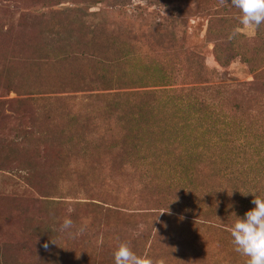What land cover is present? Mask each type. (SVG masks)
I'll use <instances>...</instances> for the list:
<instances>
[{
  "label": "trees",
  "instance_id": "obj_1",
  "mask_svg": "<svg viewBox=\"0 0 264 264\" xmlns=\"http://www.w3.org/2000/svg\"><path fill=\"white\" fill-rule=\"evenodd\" d=\"M130 1L32 3L44 13L23 16L17 29L31 65L85 70L70 71L56 88L28 77V93H64L37 100L63 104L66 113L58 112L56 126L29 127L10 152L15 146L23 152L33 147L43 157L59 152L40 175L48 183L41 185L39 201L56 206L66 197H88L115 208L119 194H101L107 181L128 188L153 183L161 195L164 190L172 214L199 207L197 214L230 233L237 217L254 207V196L264 199V78L216 83L199 54L181 49L172 26L179 19L206 17L204 34L217 63L226 67L238 59L254 71L264 67V23L247 38L236 30L239 10L228 0H152L168 12L170 25L158 24L145 37L124 33L121 40L119 32H110L105 39L108 30L90 22L98 13L89 9L122 8ZM25 163L13 169L30 176L31 162Z\"/></svg>",
  "mask_w": 264,
  "mask_h": 264
},
{
  "label": "rangeland",
  "instance_id": "obj_2",
  "mask_svg": "<svg viewBox=\"0 0 264 264\" xmlns=\"http://www.w3.org/2000/svg\"><path fill=\"white\" fill-rule=\"evenodd\" d=\"M34 1L0 0V264H114L113 252L120 243H127L138 256L149 258L153 264H245L247 257L234 251L230 233L218 229L212 218L197 214L199 207H192V213L182 210L172 214L166 208L164 190L161 195L162 188L153 183L128 188L125 184L114 187L107 181L101 194L107 198L110 190L116 191L119 207L115 208L88 197H66L56 206L38 200L40 191L43 192L41 185L48 183L40 175L53 166L52 154L59 152L43 157L33 147L23 152L25 149L14 145L10 152V146L29 127L38 130L42 122L56 126L58 112L63 114L66 110L58 102L37 100L64 93H28V77L46 84L45 88H56L59 80L69 77L70 71L79 73L85 68L31 65L24 34L17 29L23 24H20L23 16L29 20L35 13H44V8L32 5ZM89 11L98 13L90 22L99 21L108 30L105 39L112 36L110 32H119L121 40L124 33L144 36L158 24L171 23L168 12L152 0H131L122 8L102 4ZM205 27L206 17L194 16L179 19L172 29L181 49L199 54L214 71L216 83L264 78V67L251 71L238 59L226 67L220 66L205 37ZM236 30L247 38L254 36V28L240 26ZM7 151L9 160H6ZM27 159L31 162L30 176L13 169L15 165L24 166ZM73 187L78 189L75 184ZM171 195L185 205L174 193ZM65 216L72 218L73 231L82 226L84 231L74 237L61 232L59 225Z\"/></svg>",
  "mask_w": 264,
  "mask_h": 264
},
{
  "label": "clouds",
  "instance_id": "obj_3",
  "mask_svg": "<svg viewBox=\"0 0 264 264\" xmlns=\"http://www.w3.org/2000/svg\"><path fill=\"white\" fill-rule=\"evenodd\" d=\"M239 10V24L248 28L259 27L264 23V0H228ZM235 32L230 33L232 39ZM252 193V192H249ZM253 208L243 217H237L230 227L234 251L247 257L245 264H264V199L254 196ZM60 231L74 237L84 231V226L73 231L70 216H65L59 225ZM53 243V242H52ZM47 247V244L44 245ZM114 264H153L149 258L138 256L127 243H120L113 252Z\"/></svg>",
  "mask_w": 264,
  "mask_h": 264
}]
</instances>
